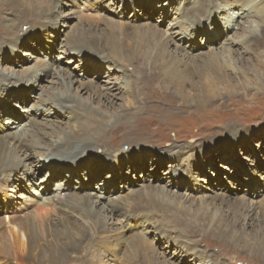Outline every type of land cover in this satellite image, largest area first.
<instances>
[{
	"label": "bare ground",
	"instance_id": "bare-ground-1",
	"mask_svg": "<svg viewBox=\"0 0 264 264\" xmlns=\"http://www.w3.org/2000/svg\"><path fill=\"white\" fill-rule=\"evenodd\" d=\"M31 1L34 2L32 7L28 0H0V27L3 28L0 29L4 30L0 31V45L6 39L5 33L15 27L20 32L21 27L26 25L28 31L40 34L41 26L45 22L54 21L64 16L61 15L62 12L71 11L60 10V6L71 4L74 0H43V8L39 6V0ZM114 1L78 0L74 7L80 11L81 9L91 11L99 23L89 27L88 37L84 35L73 42H63L58 47V49L66 47L60 50L62 54L80 57L83 67L97 69L101 75L112 79L103 89L90 78L87 80L90 88L85 87L87 84L85 86L76 84V90L73 92L72 84L77 83L79 79L72 80V75L64 72L67 67H61L60 62L53 63L49 60L41 62L36 59L37 64L31 71L27 70L23 77L0 69V91L4 90V87L5 90L10 86L18 87L22 83L41 90L46 83L52 85L48 94L41 97L39 104L34 102L25 108L26 111L33 109L35 115H25L26 122L11 120L14 129L0 134V195L5 191L6 185L13 182L11 181L13 178L18 180L21 178L17 171H22L23 177H32L39 170L46 168L43 179L48 174L51 178L57 179L54 187L47 191L46 181L35 183L36 187L30 191L34 197L33 206H21L19 209L4 206L3 214L0 210V264H103L101 255L118 245L110 241L105 233L127 226L130 224L129 219L135 216L137 217V224H133L137 229L135 242L138 244L142 260L147 264H174L177 256L170 255L169 248L171 242L177 245V235L173 234L176 231L173 232L169 226H164L159 218L157 219L158 212L155 210L169 206H152L155 204L153 200L145 203L138 192H129V197L121 206L113 203L115 199L110 202V206L105 204L97 206L102 192L100 195L76 193L70 187L71 183L75 184L74 188L81 187V182H87V178L95 177L97 170L104 165L103 162L118 173L123 161L128 159L132 161L135 157V154H126L128 150L136 149V153L141 154L140 146L143 140L137 135L143 138L147 135L151 138L156 131L171 126L170 118L185 110L188 105L204 106L209 100L221 96H225L223 102L228 103L234 94H239L238 99L249 94L251 96L264 94L262 0H218L217 3L216 0H211L217 10L208 14L204 21L197 19L204 13V5L199 1L184 0L185 5L180 4V7H177L175 2L171 3L173 0H120L118 10L125 4L132 8L133 15L130 19L123 18V15L117 13L118 10L113 11L110 6ZM153 3L159 9L160 15H165L171 6L174 7L175 16L171 17L170 23L164 29L147 20L148 15L140 16L142 21L137 17L143 11L152 12L150 6ZM9 5L22 6L23 12L33 15V19H38L39 26L29 27L31 23L24 15L15 23L14 19L3 13ZM209 25H216L211 27V30L213 28L212 32H215L216 42L225 41L221 45L223 48L218 50L213 45H202L199 50H188L186 46H190L191 40L196 38L191 30L208 31ZM259 29L261 34L255 38L254 33ZM227 31L233 32L229 38L225 37ZM215 36L210 38L214 39ZM236 43L253 55L257 66L251 63L249 70L240 69L243 61L240 56H236ZM148 44L154 47L152 51L149 50ZM62 57L59 55L58 60ZM104 61L108 65L103 64ZM118 65L123 75L120 79L112 76L119 68ZM40 76L46 83L39 82ZM151 80L157 82L162 89L161 92L150 89ZM144 88L149 92L147 97L150 101L162 100L161 108L155 107L158 109L156 115L146 114L144 121H148L150 125L157 123V126L147 133L141 129L131 128L136 126L134 120L147 113L150 108L146 107ZM248 89L253 92L245 93L244 91ZM84 93L89 94L92 99L90 97L88 104L82 109V121L71 120L68 127L60 129L55 122L59 124L63 113H71L73 106H77V103L82 104L81 96ZM262 97L264 99V95ZM174 98L181 101L180 106H173L176 102ZM260 99L262 98L254 100L258 102ZM116 100L120 105L113 108ZM203 108L204 111L207 110L205 106ZM208 108L212 111L220 109L219 105ZM232 108L234 115L242 109ZM227 111H230V108ZM4 115L10 117L11 113L5 109ZM42 121L47 123L46 129L37 127L42 125L40 124ZM113 128L122 131L124 136L111 133L110 138H107L106 133ZM131 132L133 133L130 134ZM227 133L226 140L230 137H239L241 132L233 126L227 129ZM134 137L136 145L131 143L126 146L125 142H121L124 138ZM96 149L99 150L95 151ZM31 157H37V160L33 161ZM80 161L85 164L84 170H81ZM109 177L106 175L105 184L118 182L115 174L110 179ZM249 180L251 188L254 179ZM149 192L152 190L149 189ZM93 197L96 200H93ZM212 215L214 218L203 223L207 229L213 228L220 237L228 238L241 249L251 250L256 244L259 252L264 255V226L256 220L259 216L258 206H243L240 212L243 222L239 230L224 225L223 215H217L216 212ZM254 225L257 229L249 232L248 228ZM151 232L162 237L167 248L163 247L164 249L158 252L147 236ZM200 240L209 245L216 239L203 234ZM182 247L184 256L189 254V261L195 264H217L202 255L196 246ZM178 248L174 251L178 252ZM120 258H122L120 264H134L132 257L124 249Z\"/></svg>",
	"mask_w": 264,
	"mask_h": 264
},
{
	"label": "rangeland",
	"instance_id": "rangeland-1",
	"mask_svg": "<svg viewBox=\"0 0 264 264\" xmlns=\"http://www.w3.org/2000/svg\"><path fill=\"white\" fill-rule=\"evenodd\" d=\"M37 1L38 0H36V2ZM42 1L43 0L38 1L41 8H43L44 5ZM77 1L78 0H74L71 4L67 3L60 6V10L71 9V11L66 13L62 12L61 15H64L63 17L56 18L54 21L45 22L41 26L42 32L40 34H35L30 30L28 31L27 29L29 28H26V25L21 27L20 32L18 31L19 29L17 30L15 27L9 30L8 33H5L4 36H6V39L0 45V69H4L5 72H14L17 76L23 77V74L28 72L27 70L31 71V68L37 64L36 59H39L41 62L42 60H49L53 63L60 62V66L63 68L67 67L64 69V72L66 71L70 76L72 75V80L79 79V83L72 84L73 92L76 90L75 87L78 84H83L84 86L87 84L85 87L88 88L90 83H88L87 80L90 78L93 79L92 81L98 84V87L101 89H103L105 85H108L107 82L112 79H108L101 75L100 71L97 69L90 70L83 67L84 64L81 63L80 57H73V54L69 55L68 53L62 54L60 50H64L66 47L58 49L59 45L63 42H73L78 37L84 35L88 37V35H90L88 31L89 27L99 23L97 17L91 11L88 12L84 9L80 11L78 8H75L74 6ZM192 1H199L204 5V13L197 18L199 20L204 21L208 14L215 13V10H217L215 8L216 5L211 0ZM262 1L264 2V0ZM174 2L177 7H180V4L185 5L186 3L184 0L171 1L172 4ZM217 2L218 0H216V3ZM28 3L31 4V7L34 4L31 0H28ZM119 3L120 0H115L113 2L110 6L113 8V11L118 10ZM153 5L151 4L150 6L152 12L143 11L139 13L137 17L142 21L140 16L143 14L148 15L149 18L147 20L151 23H155L157 27L164 29L170 23L171 17L175 16L174 7L171 6L169 9L168 6H166V10L169 9V12L166 11L165 15H160L159 9L155 6L156 4L153 3ZM224 7L226 6L224 5ZM3 13L14 19L15 23H18V18L24 15L31 23L29 27L37 28L39 26L38 19H33V15L23 12L22 6L9 5L5 8V12ZM67 13L68 15L66 16ZM105 13L108 12L105 11ZM117 13L123 15V18L126 19H130L133 15L132 8L126 4L119 9ZM194 19L196 18L194 17ZM23 23L24 22H21V24ZM209 26L208 31L201 30L203 32H200L199 29L191 30V32L195 33L194 35L196 38L191 40L190 46H186L188 50H199L202 45H213L216 46L218 50L223 48L221 45L225 41L217 40L216 42L215 32H212L213 28L211 30V27H215L216 25ZM0 28L3 29L2 27ZM1 29L0 31H4ZM262 33L264 36V25L262 27ZM22 34H24V36H21ZM225 34V37L229 38L233 32L227 31ZM254 34L255 38L260 36V29L255 31ZM210 36H215V38L211 39ZM236 45V56H240L243 61L242 64L240 63V69L249 70L251 63L257 66V62L253 59V55L248 53L247 50H244L245 48L242 45H238V43H236ZM148 46L150 51L154 49L152 44H148ZM254 49L257 48L254 47ZM59 55L63 56L61 60H58ZM68 61L71 62L68 63ZM47 63L53 65V63H49L48 61ZM103 64L108 65L105 61ZM234 65L238 66L237 64ZM117 67L119 68L112 73V76L120 79L123 76L121 73L122 69L119 65ZM155 70L157 71V69ZM108 71L110 72L109 68ZM152 81L153 80H151L150 83V89L154 92H161L162 89L159 88L157 82ZM39 82L46 83L41 79V76L39 77ZM51 86V84L46 83V86L42 89L43 92L41 89L33 88L28 85L25 86L24 83L18 87L12 88V86H10L7 90H5L4 87V90L0 91V134L14 129L15 126H12L13 123H11V120L15 121L17 119L19 120L18 122H26L25 115H35L33 109L26 111L25 108L34 104V102L35 104H39L41 97L48 94L51 90ZM145 92L146 107H150L148 109L149 111L138 116V118L134 120L136 126L131 128L141 129L143 132L147 133L152 131L153 127L157 126V123L150 125L148 121H144V119H146V114L149 116L156 115L158 109H155V107L160 109L162 100L153 99L150 101L147 97L149 92L146 89ZM244 92L252 93L253 91L248 89ZM238 95L239 94H234L233 97L231 96L230 102L228 101V103L223 102L226 98L225 96L209 100L207 104L204 105L207 109L206 111L203 110L204 106L201 105L197 107L188 105L183 111L177 109L179 113L170 118L172 125L161 131H156V136L154 134L149 138L146 135L143 138L137 135L140 140H143L140 146L141 154L136 153V149H130L128 153L123 151L126 154H135V157L132 161L129 159L123 161V163H121V168L118 169V173H116L113 167L103 162L104 165L97 170L94 178L86 177L87 182H81V187L74 188V183H71L70 187H72V190L76 193L87 192L100 195L102 192L101 198H98L97 206L104 204L105 206H110V202L114 199L115 201L113 203L121 206L129 197V192H138L144 202L149 200L155 201V204L152 206H169L166 208H156L155 210L158 212V215H156L157 219L159 218L158 220L164 226H169L168 228L173 232L176 231V233L173 234L177 235V245L171 242L169 248V254H176L175 256H177L174 264H195L189 261V254L184 256L182 248H185L182 247V245H193L198 247L202 255H205L208 259H211L212 262H216L217 264H264V255L259 252V247L256 244L251 250L238 248L228 238L225 239L224 237H220L213 228L210 230L203 225V223L209 222L212 217L214 218L212 213L214 214V212H216L217 215L221 214L223 218H225L224 225L227 224L230 228L239 230L243 222V220H241L242 218H240V212L243 206H258L259 216L256 220L264 226V99L262 97L264 94L257 96H251V94H249L242 96L240 99H238ZM90 97L89 94L84 93L81 96L82 104L77 103V106H73V108H71V113H63V116L60 118L61 122L59 124L55 122V124L58 127L60 126V129H65L70 125L71 120L81 122L82 109L88 104ZM138 97L139 95L137 96V100ZM260 97L262 98L260 101L256 102V100H254ZM175 101L173 106L176 107L181 105V101L177 99H175ZM118 105H120L119 101L116 100L113 108H118ZM166 105L164 107H166ZM216 105H219L220 109L212 111L208 108L211 106L216 107ZM232 107L242 109L238 111L237 115H234ZM228 108H230V111H227ZM5 109L10 111V117L4 115ZM40 124L42 125H37L38 128H47V123L44 121ZM233 126L241 133L237 138L230 137V139L226 140L225 136L228 135L227 129ZM145 128H148V130ZM111 133H115L117 136L123 135L122 131L113 128L106 133V137L110 138ZM160 134L162 136L161 138ZM134 139L135 137L128 139L124 138L121 142H125L124 144L127 146L131 143L135 144L133 141ZM97 150L99 149L95 151ZM137 151L139 150L137 149ZM30 159L36 161L37 157H31ZM88 161H90V159ZM80 162L81 170H84L85 164L83 161ZM94 165L97 166L96 163ZM45 171L46 168H43L36 172L34 176L32 175V177H23L22 171H17L21 178L19 180L13 178L11 180L13 182L7 184L5 191L0 195L1 213H4V206L8 208L14 207L12 209H19L21 206H33L34 197L30 191L32 188L36 187L35 183L46 181V191L48 189L51 190L57 179L54 173L53 175L55 178H51L48 174L46 178L43 179ZM114 174L117 176L118 182L116 184L106 182L105 184L106 175L112 177ZM74 178L75 176H73V179ZM252 178L254 180H252L253 184H251L250 188L249 181L251 180L249 179ZM95 186H97V188H95ZM149 189L152 190V192H149ZM118 195L119 198H117ZM93 200H96V198L93 197ZM224 212H226V214H224ZM235 220L237 221L235 222ZM129 222L130 224L123 228L113 229L105 233V235H108L110 241L118 245L113 246L111 251H107L101 255L103 264H120L122 261V258H120L122 257V249L128 251L134 264H147L142 260L138 244L135 242L137 229L133 224H137V217H131ZM234 223L235 225H233ZM256 229L257 227L254 225L248 228V231L252 233ZM203 234L209 235L216 240H213V242L207 245L200 240ZM147 236L149 240H152L158 252L163 250V247H166L162 237L155 235L153 232L147 234ZM115 237L117 238L115 239ZM177 247H179L177 249L179 250L178 252L174 251ZM169 254L166 255L168 256Z\"/></svg>",
	"mask_w": 264,
	"mask_h": 264
}]
</instances>
